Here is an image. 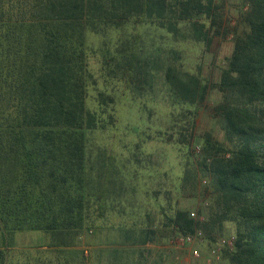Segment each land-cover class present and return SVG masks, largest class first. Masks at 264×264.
<instances>
[{
    "label": "trees",
    "instance_id": "obj_1",
    "mask_svg": "<svg viewBox=\"0 0 264 264\" xmlns=\"http://www.w3.org/2000/svg\"><path fill=\"white\" fill-rule=\"evenodd\" d=\"M240 2L231 28L225 0H0V264H145L157 240L226 226L222 260L264 264V0ZM213 92L221 140L196 134ZM125 105L147 130L126 157L105 138ZM153 141L186 151L177 184L142 158ZM21 234L47 240L17 248Z\"/></svg>",
    "mask_w": 264,
    "mask_h": 264
},
{
    "label": "rangeland",
    "instance_id": "obj_2",
    "mask_svg": "<svg viewBox=\"0 0 264 264\" xmlns=\"http://www.w3.org/2000/svg\"><path fill=\"white\" fill-rule=\"evenodd\" d=\"M225 10L228 12L225 16V21L230 24V27H235L237 24L235 10L240 9V0H225ZM230 28V29H231ZM230 36L228 35L225 39L217 40L215 45L212 46L213 52L215 53V61L212 67H209L213 72V76L216 75V70L220 64L221 58L228 54L230 48ZM189 52V51H188ZM192 53L199 54V51H193ZM207 60V59H206ZM161 99V98H160ZM218 100V95L213 92L209 97V101L202 105L197 113L196 120V134L200 132H213L216 138L222 139V134L219 132L216 122L213 118L212 109ZM166 101L163 103L158 102V107H155V114L151 118L152 122L160 117L166 116ZM136 109H130L129 106H121L118 110V124L115 131L110 132L105 138H108V142L113 144L115 151L121 152L123 156H129L131 145L135 140V128L141 126L146 130L144 121L141 123L138 121L139 117L136 113ZM146 120V117H144ZM147 132V130H146ZM144 137V136H143ZM142 136V140L144 139ZM118 141L119 144L118 145ZM122 146V150L121 147ZM199 154V146L193 147L189 152V157L193 161V158ZM142 158L147 155L152 163L157 164L160 168L157 171L167 173V184H177L182 176V167L185 163L186 151L183 148L163 144L160 141L147 142L142 148ZM193 157V158H192ZM153 172V171H152ZM207 181L203 177H199L198 187L203 189L206 186ZM174 197V194H173ZM176 199L173 200V204ZM151 210L155 221L162 219L160 215V209L154 200L151 201ZM162 206H166L164 201H159ZM201 200L194 199L191 196L183 197L178 199V206L180 208H189L191 213H194V221L203 220L205 217L204 207H200ZM192 218V217H191ZM196 231L194 234L188 235L191 237V241L187 242L182 239V236L169 238V240H163V242H155V244L148 245L147 248L152 252L148 255L145 264H226L222 260V251L225 246L222 244V240L228 239L233 236L232 230L229 226H226L224 234L222 236H214V242H210L206 236ZM47 239L44 236L36 234H21L17 235L15 239L16 247L30 246L32 244L42 243ZM1 241V240H0ZM158 251V252H156ZM214 251V253H213ZM194 252L196 254H194Z\"/></svg>",
    "mask_w": 264,
    "mask_h": 264
},
{
    "label": "built area",
    "instance_id": "obj_3",
    "mask_svg": "<svg viewBox=\"0 0 264 264\" xmlns=\"http://www.w3.org/2000/svg\"><path fill=\"white\" fill-rule=\"evenodd\" d=\"M190 217H192V218L195 217L194 213H190ZM196 234L197 235H200V232L199 233H196ZM182 239L184 241H187V242L191 241V237L190 236H182ZM233 241H234V237L231 236L228 239L222 240V244L225 247H232ZM213 253H214V251H213ZM194 254H196V253L194 252Z\"/></svg>",
    "mask_w": 264,
    "mask_h": 264
}]
</instances>
